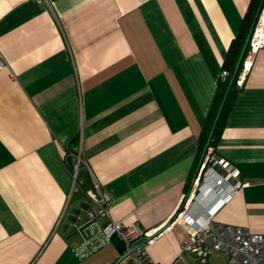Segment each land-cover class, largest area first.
<instances>
[{
    "label": "crops",
    "instance_id": "crops-1",
    "mask_svg": "<svg viewBox=\"0 0 264 264\" xmlns=\"http://www.w3.org/2000/svg\"><path fill=\"white\" fill-rule=\"evenodd\" d=\"M250 1L0 0V264H129L110 219L164 231L149 252L176 259ZM245 59L216 147L243 186L215 221L264 234V47ZM95 182L109 215L90 220Z\"/></svg>",
    "mask_w": 264,
    "mask_h": 264
},
{
    "label": "built area",
    "instance_id": "built-area-1",
    "mask_svg": "<svg viewBox=\"0 0 264 264\" xmlns=\"http://www.w3.org/2000/svg\"><path fill=\"white\" fill-rule=\"evenodd\" d=\"M262 47L264 5L260 9L247 48L243 72L248 67V58L253 57ZM6 66L7 62L0 56V70ZM74 156L77 157L75 168L78 169L80 154L76 153ZM242 186L237 166L219 156L214 147H207L176 217L189 225L188 237L183 241L176 259L170 264H209L210 256L217 251L228 255L226 264H264V234L215 221L218 210L231 201ZM95 188L97 193L88 210L90 220L109 215L108 197L99 183L95 182ZM103 230L108 237L118 236L123 241L129 264H161L151 256L149 246L164 231L149 234L138 222L124 224L111 219L105 223ZM141 238L147 239L146 242L134 247V243Z\"/></svg>",
    "mask_w": 264,
    "mask_h": 264
},
{
    "label": "trees",
    "instance_id": "trees-1",
    "mask_svg": "<svg viewBox=\"0 0 264 264\" xmlns=\"http://www.w3.org/2000/svg\"><path fill=\"white\" fill-rule=\"evenodd\" d=\"M263 5L264 0L250 1L241 28L229 48L223 64V73L226 72V74H223L218 81L215 97L202 128L200 143L203 148L207 149V147L211 146L216 150L222 130L226 125L227 117L238 93L237 78L239 71L235 75L233 82L231 80L249 31L256 20L260 7Z\"/></svg>",
    "mask_w": 264,
    "mask_h": 264
},
{
    "label": "water",
    "instance_id": "water-1",
    "mask_svg": "<svg viewBox=\"0 0 264 264\" xmlns=\"http://www.w3.org/2000/svg\"><path fill=\"white\" fill-rule=\"evenodd\" d=\"M260 9H261V7H260ZM260 9H259V11H258L257 17H258V15H259ZM257 17H256V20H257ZM256 20H255V22L253 23V25H252V27H251V29H250V31H249L248 37H247V39H246V42H245L244 48H243V50H242V53H241V55H240V57H239V59H238V62H237L236 68H235V72H234V75H233V77H232L231 82H233V80H234V78H235V75L238 73V71L240 70V68H241L242 65H243L244 57H245V54H246V51H247V48H248V45H249V42H250V39H251V36H252L253 30H254V26H255ZM146 240H147V239H145V238H141V239H139L138 241H136V242L134 243V247H137V246L142 245L143 243L146 242ZM127 255H128V253H125V254L123 255V257H126ZM123 257H122V258H123Z\"/></svg>",
    "mask_w": 264,
    "mask_h": 264
},
{
    "label": "rangeland",
    "instance_id": "rangeland-1",
    "mask_svg": "<svg viewBox=\"0 0 264 264\" xmlns=\"http://www.w3.org/2000/svg\"><path fill=\"white\" fill-rule=\"evenodd\" d=\"M187 256H188V253L185 254L186 258ZM227 261H228V255L225 254L223 251H217L214 254H212L209 258V264H226Z\"/></svg>",
    "mask_w": 264,
    "mask_h": 264
}]
</instances>
